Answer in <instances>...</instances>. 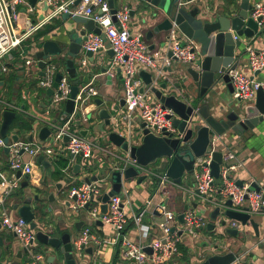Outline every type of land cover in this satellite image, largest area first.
<instances>
[{
	"label": "built area",
	"instance_id": "built-area-1",
	"mask_svg": "<svg viewBox=\"0 0 264 264\" xmlns=\"http://www.w3.org/2000/svg\"><path fill=\"white\" fill-rule=\"evenodd\" d=\"M37 0L34 6L29 0H0V72H8L11 67L19 69L20 65H36L37 71L28 80H37L38 87L45 91L53 87L56 75L60 73L61 79L57 87H53L54 92L50 96L53 98L54 111L62 109L61 102H65L71 96V78L66 66L65 52L58 54L61 63H56L53 57L58 55H48L51 60L45 57L41 58L45 62L43 68L40 67V58L37 52L42 49L44 40L35 39L36 34L50 23L53 19L61 17L64 13L70 15L84 16L92 19L101 29L98 34L94 31L87 32V39L83 42V53L92 51L93 54L113 49L114 55L109 61L108 68L101 74H91L88 82L79 83L78 92L74 98V110L65 118L64 123L53 126L52 132L46 141L18 140L6 142L0 135V150L8 147V164L11 171L9 177L0 179V212L2 213V224L9 231H12L18 241L21 250L26 251L29 259L23 264H53L44 263L45 257L42 254L35 253L33 244L37 238V231L30 227V224L22 217H13L7 206V199L11 196L14 189L20 184L21 179L17 177V172L21 171L22 176L30 175L34 172L39 156L49 158L68 157L70 162L75 161L76 157L83 159H92L97 150L104 154L111 155L115 161L112 162L111 172H125L128 168H134L139 174L148 177L157 178V191L160 194L161 201L155 205V210L160 212L162 219L158 226L162 231L160 238H153L149 246L153 249L151 255L145 253V247L148 245L142 242L133 241L125 237L124 230L127 227L130 215L127 210V204H130L128 190L124 186L122 178L121 193H114L107 202V210L102 211L103 202L99 200L104 193V187L99 185L101 180L99 175L96 180L91 182H82L79 185H72L69 190V198L74 201L76 208H84L90 202L92 221L99 220L109 225L113 229L110 237H98L92 232V228L87 226L82 233L73 241L74 246L83 251L88 248L91 242L100 247L104 245L115 246L122 244V250L119 257V264H126L135 261L138 264H171L181 255L180 244H184L186 235L192 239L199 236L208 221L206 213L212 212L217 207L220 208V214L217 218L218 225L221 223V216L227 208L236 211L245 212L253 216L256 213L264 215V179L258 181L254 177L242 180L239 185L238 173L244 167V163L238 159L236 153L225 146L219 148L222 152V161L220 163L219 178L212 175V161L214 152L217 150V141L220 137L212 139L211 150L207 151L201 162H196L194 172L196 171V185L193 189L187 190L192 195V200L197 203L195 210L187 209L183 213V222L175 225L176 216L168 208L167 196L170 191L168 185H177L166 172H156L149 165L140 164L137 159L131 157L130 152L125 155L118 154L114 149L102 147L100 141L90 138L91 131L84 136L81 134L84 126L90 122L87 117L89 113L96 111L97 105L94 102L95 97L100 92L95 85L101 75H122L124 105L119 107L117 104L110 105L111 116L110 124L112 131L126 137L129 145H133L132 132L123 128V120L130 121L135 116L139 117L143 125V130L147 129L159 137H184L174 124V111L165 107L164 104L155 97L152 87L159 85V81L164 78L169 79L165 67L172 63H183L186 65H196L199 57V44L195 40L187 39L183 35L179 36L178 30L173 27L169 30L164 46L159 53L152 54L148 50V44L145 40L144 32L136 30L132 23V8L129 5H121L112 12L109 0ZM201 0H179L178 6L192 7ZM24 8L25 11H22ZM116 17V20L113 17ZM248 16L258 22L259 28L264 29V2L253 1L251 9L248 10ZM142 23V21H141ZM142 24H147L143 21ZM238 39V35H234ZM109 43V45H108ZM243 51L248 55L249 67L253 73L250 76L240 69L228 67L226 73L231 78L234 87V97L242 102L254 101L259 89L264 91V78L259 79L255 75L256 71L264 70V49L256 51L247 43ZM169 52L172 55L169 56ZM79 74L82 75L83 68L88 65V57L82 54L75 60ZM141 70L152 74V82L145 84L144 80L138 77ZM44 74L41 75L40 72ZM40 91H36L39 95ZM47 94V93H46ZM0 108L1 110H11L15 112H25L24 106L19 105L6 98V93L0 87ZM57 110V111H58ZM80 121V125L76 124ZM1 128V126H0ZM108 134H104L105 138ZM138 145V144H136ZM119 151L120 148L116 146ZM23 151V152H22ZM173 155L164 156L160 159L162 162L171 163ZM197 168V170H196ZM89 176L90 175H86ZM68 179V177H67ZM256 184L258 190L252 188ZM124 186V187H123ZM94 200L91 201V197ZM232 201V205L226 204L227 200ZM246 201L248 202L246 204ZM96 202V205L94 203ZM152 199L147 200V204H152ZM204 208L206 213H200ZM144 208L139 215L134 216V221L139 225ZM230 228L243 230L246 226L238 220H229ZM181 225V227H179ZM140 227L142 237H146L148 227ZM175 230L172 231V228ZM147 238V237H146ZM202 238H205L204 236ZM84 246V248H82ZM249 251L237 256L234 264H246L243 257L248 256Z\"/></svg>",
	"mask_w": 264,
	"mask_h": 264
},
{
	"label": "water",
	"instance_id": "water-1",
	"mask_svg": "<svg viewBox=\"0 0 264 264\" xmlns=\"http://www.w3.org/2000/svg\"><path fill=\"white\" fill-rule=\"evenodd\" d=\"M37 0H29L34 6ZM81 0H77L78 4ZM179 0H134L133 4L135 8L131 10L132 16H135L138 11H141L147 7V5L160 9L164 13V18L159 23H156L148 30L147 39L151 40L153 37L158 38L161 41L151 43L150 50L157 47L162 48L167 38L168 32L171 28L175 27L185 38L192 39L199 44V57L196 65H182L178 62L172 63L167 66L171 77L163 83L153 86L152 91L156 95L165 107L171 108L174 113V124L178 130L184 134L182 139L173 137H159L152 133H149L147 129L136 135L141 136L142 143L139 145H129L125 136L113 131L108 134L109 141L113 142L120 150L130 152L132 158L142 165H149L157 159L164 156H171V164L167 169V175L171 177L177 183H180L182 176L185 172L193 173L196 162H201L203 156L207 151L211 150L212 139L220 137L217 141V150L214 152L213 161L211 164L212 175L215 178H219L220 163L222 161V152L219 148L224 147L225 139L224 135L227 132H233L238 135L244 133L249 129H254L260 122L264 121V91L259 89L254 102H242L240 99L233 100L230 97L225 96L218 107H210L205 100V96L210 90L216 91L219 84L227 85L230 93H233L234 87L231 83V78L226 73L228 67L236 68L241 63L245 62V53L242 46V36L252 38L255 34L262 32L264 29H260L258 22L248 16V10L251 9L250 0H241L240 9L238 13L234 15L226 14H214L209 13L200 5H192V7H180L178 6ZM112 12H116L115 1L109 0ZM22 11H25L23 8ZM143 12H141V15ZM158 15V13H156ZM64 19L71 18L75 22V27L68 31L67 37L64 39H48L42 44V49L38 51L37 57L43 58L47 55H58L63 52L66 54V66L70 74L72 86L71 96L65 103V110L63 112V118L67 117L74 110V98L78 92V85L81 82V75L79 74L78 66L75 62V58L79 53L82 54L83 42L87 39V32L94 31L98 34L101 33V29L95 24L92 19H88L84 16L70 15V13H64ZM116 20V17H113ZM141 19V18H140ZM145 20V19H141ZM238 35V39H234V35ZM57 35V34H56ZM55 35V37H56ZM163 38V39H161ZM110 58L114 55L113 49L107 50ZM86 54L91 56L93 60V52L86 51ZM172 52H169V56ZM41 68L45 66V62L41 59L39 62ZM106 70L105 67L102 68ZM166 70V67H165ZM260 71H256L255 75H258ZM44 74L43 71L40 72ZM61 74L56 75L53 87H57L61 79ZM140 76L144 79L146 84L152 82V74L148 71L141 70ZM122 77V75H120ZM89 77L84 78V82L88 81ZM53 87L48 88L46 93L51 96L54 92ZM216 88V89H215ZM98 105L102 103V99L97 98L95 101ZM121 105H124V99H121ZM45 106V105H43ZM58 110V107H57ZM101 118H106V123H109L110 113L106 107L99 110ZM17 113L11 110L3 111V120L0 128V135L4 138L8 136V132L11 128L12 122L16 118ZM41 122H47L45 118L40 119ZM36 122L32 119V123ZM76 124L80 125V121ZM144 123L142 124V126ZM50 134V129L45 125L40 135L43 139ZM81 134L86 136L88 134L87 129H82ZM46 135V136H45ZM45 136V137H44ZM13 141L19 140L18 134L11 135ZM31 140L33 137L30 138ZM6 153L9 152L8 147L4 148ZM23 152V151H22ZM43 156L38 157V161H42ZM46 164V161H43ZM81 164L76 165V169H80ZM137 170L134 168H128L125 172L114 171L112 172L113 180L115 181L114 191L104 193L102 197L98 199L103 202L102 211L107 209V202L114 193L119 192L121 187L122 178L128 179L131 177L139 176ZM17 177L22 179L21 171L17 172ZM146 178L145 175H140L139 182H142ZM97 176L86 177L87 182L96 180ZM239 185H242V181H238ZM29 183L24 181L21 186L28 187ZM252 188L258 190L256 184L252 185ZM11 195H17V190L14 189ZM94 196L91 197V201L94 200ZM35 200H39V195H35ZM76 197L73 198L75 200ZM55 200L54 193H50L49 201ZM167 201V200H166ZM33 198L30 195L22 194L17 196L16 201L13 203V208L18 212L19 216L24 218L30 227L34 230L39 229L38 223L35 221V213L33 211ZM228 206L232 205V201L227 200ZM90 202L85 207L88 208ZM198 205L194 203L196 208ZM188 206H186V209ZM200 213H206L204 208L200 209ZM220 214V208L217 207L211 213L212 219H217ZM179 219L183 221V214L179 215ZM238 220L245 226L252 225L256 235H259V223L250 214L240 212L227 208L224 211L221 225H225L229 220ZM83 221L76 224L77 229L83 225ZM99 223H102L99 221ZM1 225V223H0ZM216 224L210 222L208 224L209 231L214 230ZM175 227L172 228V231ZM226 232L232 236H237L240 230L228 227ZM37 240L46 245L44 253H48L51 248L60 252L63 257L58 264H86V258L84 252L92 254L93 248H85L82 252L79 251L73 244L72 232L64 230L60 236H53L42 230L37 231ZM2 237H0V246H3ZM205 249L197 256H193V264H234L238 256V250L235 247L229 245L216 244L209 247L208 241H202L200 243ZM9 247H7L8 249ZM84 248V246H82ZM209 248V249H208ZM23 251V250H21ZM148 251L152 253V248L149 247ZM194 253V249H191ZM247 256L243 257L246 261ZM56 256H49L48 262L53 263ZM40 264H43L42 262ZM94 264H102L100 260H96ZM186 264V263H184Z\"/></svg>",
	"mask_w": 264,
	"mask_h": 264
},
{
	"label": "crops",
	"instance_id": "crops-1",
	"mask_svg": "<svg viewBox=\"0 0 264 264\" xmlns=\"http://www.w3.org/2000/svg\"><path fill=\"white\" fill-rule=\"evenodd\" d=\"M114 1H115V7H119L121 5H129L133 9V8H135V5H136V4H133V2H131V0H114ZM132 1H134V0H132ZM253 1H255V0H250L251 3ZM256 1H263L264 2V0H256ZM200 4L202 5L203 9H205L209 13H214L215 15L216 14H226V15L230 16V15H234V14L238 13V11L240 9L241 0H201ZM147 6H149V5H147ZM21 9H23V8H21ZM152 10L154 11L152 20H147V19L141 20L140 19L141 12H143V14H144V13H147V11H148L147 7H146L145 9L138 11L137 14L135 16H133L132 23H133V25H135L136 30L138 29V30H141L144 32L145 40L148 44V50L151 51L152 54H156V53H159L161 51L160 47H157L156 49L150 50L149 46L151 45V43H156V42L161 41V40H159L160 39L159 37H158L159 39L153 37L151 40H148L147 39V33L151 27H153L156 23H159L160 21H162V19L164 18V13H162L160 11V9L154 8ZM156 13H158V15H156ZM141 21H142V23H143V21H145L147 24H142ZM48 25H49V27L52 26L53 29L51 31H49L46 35L42 36V38H40V40L45 41L48 39H55V38L64 39V38H66L68 31L70 29H72L73 27H75V22L71 18L64 19L63 16H61L59 18L53 19L50 23L46 24L45 27ZM55 35H56V37H55ZM161 39H163V38H161ZM241 39L243 42L245 41V42L249 43L256 51H260V50L264 49V34L262 32L255 34V36L252 38L242 36ZM243 48H244V46H243ZM82 54H84L85 56L87 55L86 53H83V51H82ZM82 54L79 53L77 55V57L75 58V60L78 57H80ZM87 57H88V65H86L82 70L80 83H85L83 80H84V78H86V76H88L90 79L91 74H101L102 72H104L102 70V68L105 67L107 69L109 66V61L111 59L109 56V53L107 51H101L100 53L93 54V57H94L93 60L91 59V56L87 55ZM244 59H245V62L240 64L241 71H243L244 73H246L250 76H253V73L249 67V60H248L247 54H245ZM13 70L17 73V75L19 77V72H18L19 69H16L13 67H11L9 69V71L7 72L8 76L11 75V72ZM166 71L168 72L169 77H171V74L169 73L167 66H166ZM140 72L138 73V77L142 78L140 76ZM256 76L259 79L264 78V70L260 71L259 74ZM6 79H9V78L6 77ZM167 80H161L159 84H161ZM32 81H34V80H32V79L30 81L26 80L25 86H27L28 92L32 93L31 96H33L32 98L34 99L36 106L45 112V110L42 108H45L46 105L41 101L39 103L40 105L38 104L37 98L40 99V96L38 95L36 98L33 94V93H36V91L31 90V87L29 88V86L27 84V83L31 82L30 83V85H31L33 83ZM88 81H86V82H88ZM144 83H145V81H144ZM7 85H9V89H7ZM95 85L98 87L100 94H99V96L95 97L94 102L96 101L97 98H100V99H102V103L100 105H98L95 102L97 105V109H96V111L92 112L93 113L92 118L97 117L99 119V121H101L105 125L111 126V124H110V116H111L110 105L117 104L119 107H121V97H118L119 96L118 90L120 87H121V90H123V79H122V77H120V75H117V76L115 75L114 77H110L109 75H101L99 77V79L96 81ZM227 85L219 84V87L216 91H214L213 89L211 90V92H213V94L215 96H211V94H212L211 92L208 93L207 96H205L206 102L208 103V105L210 107H212V109L214 107H218L220 105V102L222 101V99L225 96H227V97L230 96V92L227 88ZM232 86H233V84H232ZM0 87L3 88L4 93H8V92L12 91L11 94H14V97L16 98V100L11 99V101H13L15 103H17V102L20 103L21 96L23 97V92H22L23 86L22 85L20 86L21 88L19 87L20 91L16 90L18 85H16V83H14V82H13V88H15V89H13V90L10 87V82L0 83ZM233 96H234V94H233ZM155 97H156V95H155ZM255 101H256V99L254 100V102ZM19 103H17V104H19ZM43 105H45V106H43ZM103 107H106L110 113L109 123H106V118L103 119L99 115V110ZM4 110H1V108H0V115H1L0 126H1V123L3 120V111ZM24 110H25V112H18V113H20L23 116L28 117L30 119L31 129H29L27 131H24V128L21 130L17 127L10 129L8 132V134L10 135V138H11V135L18 134L20 140L46 141V139L48 138V136L50 134L48 136L45 135L46 138L43 139L40 135L41 129L45 125H47L49 127L50 133H51L53 126H50V124L55 123L56 125H61L62 123H64V120L62 119V117H63V112L65 110V106L58 111L57 110L54 111L53 113H51L49 111L47 113V115H49L50 117L45 118V120H47V122H45V123L41 122V120H40L41 118H44V117H39L37 115L30 113L28 107L24 106ZM135 117H137V116H135ZM135 117L132 118L130 121L125 120V119L123 120L122 131L124 129H126V130L131 131L132 134L135 133L136 135L138 133L140 135V133L143 132V126H142V123H141L139 117H137L139 120L138 122L135 121L136 120ZM32 119H35L36 122L32 123ZM97 122H98L97 119L91 120L92 125L97 123ZM86 129L90 130V128L87 126H86ZM111 132H113V131L111 130ZM111 132H109V133H111ZM135 134L133 135L134 139H133L132 144L133 145H136V144L139 145L142 143V138H141V136L135 137ZM31 137H33L32 140L30 139ZM224 139H225L224 146L226 148L234 151L236 153L238 159L244 163V167L238 173L239 180L242 181V180L248 179L249 177H253V175L251 174V171H250V168H252V167L259 169L261 171V175L264 179V121L260 122L254 129H249L240 135L228 131L227 135H224ZM10 140H12V138ZM111 145H112V148L110 147V149H112V150L114 149V151H117V153L120 154L119 152L122 150L119 151V149L116 147V145L113 142H111ZM101 153H103V151L98 150L96 152V154H94V157H99ZM109 156H111V155H109ZM94 157H92V159ZM80 159H81V157L78 156L75 158V161L70 162V159L68 157H59V158L53 159V158H49L47 156H43L42 161L37 160V165L34 168V172L30 175L22 176L20 184L16 189L17 195H11L10 199L8 197L7 206H8L10 214L15 218L20 217L18 212L13 208V203L16 201L17 196H20L22 194L30 195L33 198V203H32L33 211L36 215L35 221L38 223V228H39V229H36V231L42 230L46 233L52 234L53 236H60L62 231L69 230L70 232H72V238L75 239L76 237H78L82 233V231L87 226H90L92 228V232L94 234H96L98 237H102V238L110 237L113 233L112 227H110L109 225H106L104 223H99V220L92 221V218L90 216L91 206H89L88 208H86V207L76 208L74 201L69 198V190L72 187V185H79L82 182L86 181L85 180L86 177H89L86 175L82 176L79 174L81 169L83 168ZM62 160L66 161V166L65 165L63 166L61 164ZM115 160L116 159H113L112 162ZM43 161H46V164H44ZM158 161H160V162H158ZM77 164H81L80 169L79 168L76 169ZM151 164H155V167H151ZM170 164L171 163L162 162V160L159 158L156 161L150 163L149 166H150V168H152L156 172H167V169L169 168ZM196 170H197V168H196ZM193 173L195 174V177L191 178L192 173L185 172L182 176L181 182L177 183V184H179V186L168 185V190L170 191L169 195L166 198L168 208H169V203L171 201V196L174 193H176V192L179 193L182 196V199L183 198L185 199V201L182 200V202H181V197L177 198V208H178L177 211L178 212H176V213L174 212V214L176 216L175 225L181 224L183 222L179 219V215L183 214L184 211H186L187 209L195 210L194 203H196V202L192 200V195L190 194V192H188L187 190H183L180 187V186H182L186 189L195 188L196 171ZM10 175H11V171L9 169V164H8V153H6L4 151V149H1L0 150V179H2V177H9ZM47 175H48V177H47ZM72 175H75V177L77 179L74 182H69V178L72 177ZM88 175H90V178L95 176V175L98 176V174H95V173H89ZM139 176L131 177L128 179L123 178L124 179V186H126V189L128 190L129 200L131 201L130 204L126 205L127 210L129 212V215H130V220H129L127 227L124 230V234H125V237H127L128 239H132L133 241L142 242L143 244L148 245L145 247V253L147 255H151L153 252L150 253V251H148V248L150 247L149 243L151 242V240L153 238H158V237L162 236V231H161L160 227L158 226V222L162 219V215L160 214V212H158L157 210L154 209L155 205L161 201L162 196L160 194H156V191L158 188L157 187V185H158L157 178H155V177H148L147 178L146 177L142 182H139L138 181ZM67 177H68V179H67ZM67 180H68V182H67ZM24 181L29 183L28 187H22L21 186V184ZM107 181H108V184L106 187H104V191H106V192L114 191L115 181L113 180V177L111 176L110 181L109 180H107ZM182 190L184 191V193L182 192ZM122 191H123V188L120 187L119 193H121ZM50 193H54V195H55V200L52 202L49 201ZM116 193H118V192H116ZM62 194H64L65 199H66L65 203H64L65 207L68 209H72V210L77 212L76 218L71 220V222H70V223H72V222L74 223L73 224L74 225V231H71L67 227V225H65L64 222H62L61 220L58 219V217L55 216V213L57 212V210H55V212H54L53 207L51 206V204H53L56 201L58 196H62ZM35 195H39V200L34 199ZM149 199H152V201H153V203L150 205L147 204V200H149ZM95 205H96V202L94 203L93 206H95ZM186 206H188L187 209H186ZM144 208H147V210L143 213L140 224L138 225L134 221V216L139 215ZM82 209L85 212V214H83V215L81 214V212H79V210H82ZM147 214H148V217H147ZM210 218H211V214H210ZM222 219H223V216L221 218V221H222ZM81 221H83L84 223L79 229H77L76 224L78 222H81ZM210 222H214L216 224L214 230L217 227L223 226V225H221V223L218 225L217 219L211 218L210 220H208V224ZM0 223H1V225H0V237H2V241L4 243L3 246H0V264H23L30 257L26 251H21V248L18 245L19 243L16 239L15 234L12 231H9L7 228H5V226L2 224V213L1 212H0ZM208 224H207V226H208ZM141 226H144L143 228L148 227V229H147L148 234L146 235L147 238L142 237V231L140 230ZM207 226L204 229H202V232L206 231V230L209 232V229ZM247 227L250 229L251 233L255 236L256 240L255 239H248V240L242 242L237 236H232V235L228 234L226 232V230L224 231L223 229H221L218 231V233H219L218 236L215 233V237H217L216 241L221 240L222 244H220V245H229L231 247H235L236 250L239 251L238 255H240V254H242L248 250L249 255L246 258V261H245L246 264H264V224H262V225L259 224V231H260L259 235H256L255 230L252 227V225L246 226V228ZM214 230H212L210 232H213ZM160 231H161V235H160ZM204 235H205V233H204ZM258 238H259V241H258ZM204 241H206V240H204ZM181 245L183 246L184 249L187 250V254L184 256V250H181L182 255L177 260H174L171 264H184V263L193 264V256H191V254H190V253H192L191 252V249H192L191 245L188 243H184ZM244 246L247 247V250L242 252L241 250L243 249ZM7 247H9V248L7 249ZM45 247H46V245L42 244L36 238V240L33 244V249H34L35 253L44 255V257H45L44 263H49L48 262L49 256H56V259L53 261V264H58L61 260H63L62 255L56 249L51 248L48 253H44L43 251H44ZM101 248L103 251L101 253V258L95 257L94 249H93L92 254L84 252L85 253L84 255L86 258V264H94V262L96 260H100L102 262V264H119V257H120V253L122 250V244L121 243H118L115 246L104 245ZM152 251H153V249H152ZM126 264H138V263H136L135 261H132V262H128Z\"/></svg>",
	"mask_w": 264,
	"mask_h": 264
},
{
	"label": "rangeland",
	"instance_id": "rangeland-1",
	"mask_svg": "<svg viewBox=\"0 0 264 264\" xmlns=\"http://www.w3.org/2000/svg\"><path fill=\"white\" fill-rule=\"evenodd\" d=\"M201 2V1H200ZM200 2H198L197 4L200 5L202 7V5L200 4ZM196 3L194 5H197ZM149 8V9H148ZM154 9L153 7L151 6H147V13H144L142 15H140V18L141 19H147V20H152L153 18V13L154 11L152 10ZM179 33V36H182V34L178 31ZM247 44V42H243L242 41V46H245ZM109 45V43H108ZM59 56H56V57H53L54 60H56V63H61V60L59 59ZM48 61L51 60V58L47 55L45 57ZM248 62V61H247ZM182 65H186V64H183V63H180ZM37 71V67L36 65H33V66H25V65H20L19 66V78H18V81H17V85L20 86L22 85L23 86V97L21 96V101L19 103L20 105L22 106H26L28 107L29 109V112L34 114V115H37L39 117H44V118H49L50 116L47 115V113L50 111L51 113L54 112V105L55 103L53 102V98L50 97V96H47L45 91H40L39 93V96H40V99L37 98L38 94L37 93H33L34 96L37 98L38 100V104L41 102H43L46 107L45 108H42L45 110V112L41 109H39L37 106H36V103L34 101V99L32 98L33 96L32 93H29L28 92V88L27 86H25V82L26 80H29L31 78V76L33 74H35V72ZM161 80H165L164 78H162ZM160 80V81H161ZM159 81V83H160ZM7 89H9V85H7ZM1 90H3V88H1ZM211 92V90H210ZM209 92V93H210ZM211 96H215L213 94V92H211ZM123 90H121V87L119 88L118 90V97H122L123 96ZM30 96V97H29ZM230 98H232L233 100H237L232 93H230ZM6 98L11 100H16V98L14 97V94H11V92H8L6 93ZM248 102H253L252 100L248 101ZM40 105V104H39ZM60 105L62 107L65 106V102H61ZM43 112V113H42ZM93 113H89L87 115V117L90 119V122L86 123L84 126H87L90 128L91 130V136L90 138L92 139H95L97 141H100V144L102 147H105V148H112V145H111V142L109 141L108 139V136H106L105 138H102V136L104 134H108L109 132H111V130H113V128L110 126V125H105L104 123H102L101 121H99V119L97 117H93ZM98 120L97 123L95 124H91V120ZM135 121L138 122V118L135 117ZM10 135L8 134V136L5 138V141L6 142H10ZM98 151V150H97ZM96 151V152H97ZM96 152L94 154H96ZM121 155H125V152L124 151H120L119 152ZM4 157V156H3ZM6 157V156H5ZM94 157V156H93ZM95 158V159H94ZM93 159H89V160H86V159H83L81 158L80 161L82 163V166L83 168L81 169L80 171V175L82 176H85L89 173H95V174H98L99 177H100V181H99V185L101 187H106L107 184H108V181H110V178H111V166H112V160L114 158H112L111 156L109 155H106V154H103L101 153L99 157H94ZM160 162V161H158ZM151 167H155V164H151ZM250 171H251V174L253 175V177L255 179H257L258 181L262 180L263 177L261 175V171L259 169H256L255 167H252L250 168ZM48 174V173H47ZM48 177V175H47ZM194 178L195 177V174L192 173L191 174V178ZM77 178L75 177V175H72V177L69 178V182H74ZM68 182V180H67ZM182 192L184 193V191L182 190ZM178 197H181V202L182 200L185 201V199L183 198L182 199V196L179 194V193H174L172 196H171V201L169 203V209L172 210L173 212H178V208H177V198ZM11 198V196L9 197V199ZM65 196L64 194H62V196H58V198L56 199V201L51 204V206L53 207V210L55 212V210H57V212L55 213V216L58 217L59 220H61L62 222L65 223V225H67V227L71 230V231H74V223H70L71 220L75 219L76 218V211L72 210V209H68L65 207L64 203H65ZM248 202L246 201V204ZM79 212H81V214H85L84 210H79ZM210 210L207 211L206 213V219L207 221L210 220ZM147 217H148V214H147ZM259 224H264V215L261 214V213H256L252 216ZM222 218V216H221ZM147 220V219H146ZM160 220V219H159ZM158 220V221H159ZM230 226V222H227L225 225L221 226V227H217L213 232H208L207 230L206 231H203L204 233L201 231L199 236L196 237V238H193L191 236H188L186 235V237L184 238V241L185 243H188L191 245V248L194 249V253H190L191 256H197L201 253V251H203L205 248L202 247L200 245V243L204 240L208 241L209 242V247H212L216 244H222L221 243V240L219 241H216L217 237H215V233L216 235L218 236V231L223 229L224 231ZM179 227H181V225H179ZM160 235H161V231H160ZM159 236V235H158ZM205 237V238H202V237ZM160 238V237H158ZM238 238L244 242L248 239H255V236L251 233L250 229L247 227L243 230H240V233L238 235ZM256 240V239H255ZM258 241H259V238H258ZM89 247H92L94 249V254H95V257L97 258H101V253L103 252L102 251V248L97 245L96 243L94 242H91ZM209 249V248H208ZM247 250V247L244 246L243 249L241 250L242 252L243 251H246ZM85 254V253H84ZM82 254V255H84ZM85 256V255H84Z\"/></svg>",
	"mask_w": 264,
	"mask_h": 264
},
{
	"label": "trees",
	"instance_id": "trees-1",
	"mask_svg": "<svg viewBox=\"0 0 264 264\" xmlns=\"http://www.w3.org/2000/svg\"><path fill=\"white\" fill-rule=\"evenodd\" d=\"M53 29V27L51 26V27H49V25L48 26H46V27H44L43 29H41L37 34H36V36H35V39H40V38H42V36H44V35H46L49 31H51ZM10 74V73H9ZM6 77L7 78H9V79H6ZM18 75H17V73L13 70L12 72H11V75L10 76H8V74H7V72H0V83H7V82H10V87L12 88V90L13 89H15V88H13V82L14 83H16V85H17V80H18ZM35 81V82H34ZM34 81H32L33 83L30 85V83H27L28 84V86H29V88L31 87V90H35V91H40V90H42L40 87H38V81L37 80H34ZM21 86V85H20ZM20 86H18L17 88H16V90L17 91H20L19 89L21 88ZM20 87V88H19ZM15 90V91H16ZM11 93H12V91H11ZM17 113V116H16V118L14 119V121L12 122V125H11V128L10 129H13V128H15V127H17V128H19V129H23L24 128V131H27V130H29V129H31V122H30V119L28 118V117H25V116H23L22 114H20V113H18V112H16ZM0 119H1V115H0ZM62 163V165L64 166H66V161L65 160H62L61 161ZM180 248H181V250H184V256L187 254V250L186 249H184L183 248V246L180 244Z\"/></svg>",
	"mask_w": 264,
	"mask_h": 264
}]
</instances>
